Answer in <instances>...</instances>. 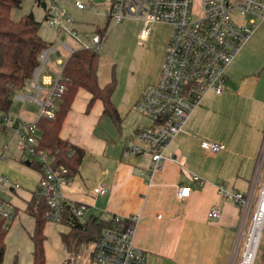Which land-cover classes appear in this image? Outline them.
I'll return each mask as SVG.
<instances>
[{"label":"built area","instance_id":"built-area-1","mask_svg":"<svg viewBox=\"0 0 264 264\" xmlns=\"http://www.w3.org/2000/svg\"><path fill=\"white\" fill-rule=\"evenodd\" d=\"M193 5L194 0H112L111 7L105 12L109 21L114 24L130 20L142 21L143 39H146L153 23L172 26L159 78L144 89L132 106L135 112L151 122L139 128L123 150L124 156L150 155L149 167L144 172L149 185H152L155 174L164 168L167 159L183 165L177 155L173 158L167 155L168 147L183 131L190 115L209 91L218 95L223 93L228 67L259 24L264 22V0H201L202 12L198 15L194 14ZM76 6L81 10L87 8L80 1L76 2ZM50 10L55 13L47 14L49 24L52 27L61 26V30L66 31L69 38L63 43H49L42 49L29 87L25 91H16L13 95L15 99H29L39 105V118H53L67 90L63 67L57 66L65 64L63 57L77 50L98 51L103 43V34L82 36L73 27L72 16L64 9H59L54 4L48 9ZM53 55L56 58L52 61ZM0 126L4 132L12 131L18 138L22 150L29 153V158L25 160L40 165V178L32 191V197L47 205L44 213L46 221L67 227L72 221L86 222L87 218L84 219V216L87 206L71 203L65 193L64 186L71 179L68 167L55 165L54 158L39 147L41 130L37 120L11 119L0 109ZM203 144L212 153H219L226 148L217 141L204 140ZM8 149L9 144H5L0 153V161L6 158ZM263 171L264 141L249 193L231 192L223 184L217 185L220 196L242 207V234L250 218L255 195L259 191L240 264L256 263L263 237L264 178L260 186ZM194 179L200 180L197 175H194ZM21 187V183L0 174V221L5 229H10L21 213L20 206L7 194H12ZM190 190L189 186L180 185L177 189L178 198L183 200L188 197ZM109 192V186L104 183L93 189L95 195ZM219 215L220 208L212 206L209 216L217 218ZM139 220L140 215L137 214H115L112 218L113 226L87 233L80 250L69 264H147V252L134 242ZM256 235H259V240L254 248L251 241ZM63 249L67 254L64 244Z\"/></svg>","mask_w":264,"mask_h":264},{"label":"crops","instance_id":"crops-1","mask_svg":"<svg viewBox=\"0 0 264 264\" xmlns=\"http://www.w3.org/2000/svg\"><path fill=\"white\" fill-rule=\"evenodd\" d=\"M164 26L171 28L167 34L162 32ZM143 28L142 22L136 30L134 42L135 51L141 54L138 70H145L143 76L140 73L131 74L132 62L127 64L125 61L122 62L121 69L127 70L128 75L116 76L117 86L112 98L120 113V121L116 123L110 116L103 115L101 100H96L88 107L90 94L85 90H80L67 115L61 136L85 149L83 161L88 154L95 160L101 159L100 165H103L94 178L80 167L79 173L70 176V181L64 186L65 193L71 203L85 204L87 210L95 209L89 217L98 216L109 221L115 214L140 215L134 242L147 252V264H235L238 243L243 237V209L239 204L220 196L217 185L223 184L231 192L251 191V181L256 169L254 167H257L264 141V125L256 130L250 129L239 117L216 106L227 96L237 97L234 92L218 95L209 91L202 104L192 112L183 131L167 149V155L172 158L177 155L183 165L167 159L164 168L155 174L152 185H149L144 172L149 167L150 155L124 156L123 149L139 128L151 122L135 112L132 106L144 89L159 78L172 27L167 23H153L146 39L141 37ZM250 40L248 43L251 44L253 41ZM67 58L68 56L65 61ZM247 60L248 55H243L242 49L227 69L225 87L244 79L251 66ZM101 66L102 64L99 67V82L105 85L116 70L113 66L110 75L105 73L101 76ZM138 115L147 118L149 123H142ZM104 118H110L116 126L124 147H119L114 139H108L110 136L96 133ZM125 128H130L131 132L123 134ZM110 129L113 133V129ZM204 140L221 142L226 148L219 153H212L204 146ZM113 146L120 149L119 157L107 156L109 148ZM194 175L200 180H195ZM14 181L19 182L17 179ZM37 182L36 179L29 190L22 186L12 194H7L21 209L19 218L12 227L21 224L27 231V240H30L29 233L34 229V219L26 208L33 198L32 191ZM101 183L108 185L110 192L95 195L93 189ZM180 185L191 188L189 196L183 200L177 196ZM214 205L220 208L217 218L209 216ZM22 215L31 219L32 226L27 220L26 223L23 222ZM47 224L49 227L58 225L50 222ZM25 225L32 227L30 232ZM67 228L64 226L56 235L48 236L45 232L47 264H61L65 258V255L51 251L50 242L54 241L58 247L63 248L61 233L67 231ZM31 244L32 247L28 248L31 250L29 264H32V241ZM262 259L258 264H264V254ZM240 261L241 257L239 264Z\"/></svg>","mask_w":264,"mask_h":264},{"label":"rangeland","instance_id":"rangeland-1","mask_svg":"<svg viewBox=\"0 0 264 264\" xmlns=\"http://www.w3.org/2000/svg\"><path fill=\"white\" fill-rule=\"evenodd\" d=\"M77 1L86 4L87 8L84 10L79 9L76 6ZM54 4L57 8L64 9L68 14L72 16L74 21L73 27L82 36L92 35L95 33L103 34V43L98 50L101 59L100 65L102 64L101 76H103L105 73L107 75H110L114 67L116 70L115 73L117 78L120 74H123L124 76H126V74L128 75L127 70L122 71L121 69V64L123 61H125V63L127 64H130L132 62V66L130 69L131 74L135 73L136 75H138V73H140L139 75L143 76L145 70L143 69L141 72H139L138 70L141 54L137 50L135 51L134 43L136 38V30L139 29L140 23H142V21L130 20L123 21L118 24H114L113 21H109L105 12H107L111 7L112 0H47L46 9L42 5L38 4L36 0H23L22 7L15 8L13 10L12 17L15 20H19L24 14L33 11L36 19L41 22L40 34L43 39L47 43H63L69 38L67 32L62 31L61 26L52 27L49 24V17L48 19H46L45 17L47 14L55 13L54 10L48 11V9H50V6L52 7V5ZM193 10L195 15H198L202 12L201 0H194ZM108 21L109 23L107 25V30L102 33L101 29L106 26ZM170 29V27L164 26L162 32L167 34ZM252 36L250 37V39L253 38L251 39L253 42H251V44L250 42H247L246 46L242 48L243 55L247 54V61L251 63V66L246 71L247 75L240 83L236 82L235 84H231L224 88V95H226V93L228 92H234L237 97L227 96L223 102H219L218 104H216V106L222 108L223 110L231 112V115L233 114L239 117L241 119V122L248 125L250 129L256 130L259 126L264 125V22H261L259 24L256 32ZM143 43L144 42H142V44ZM71 55H68V58ZM55 58L56 55H53L51 60L53 61L55 60ZM63 59L65 60V57H63ZM57 66L59 68L63 67V65L61 64H58ZM146 68L148 69L149 66H147ZM27 87H29V84ZM26 89H24V91ZM40 114L41 107L35 102L29 99L23 101L13 98L12 105L9 112L6 113V116L11 119L20 118L26 120H34L39 117ZM143 117L139 116L141 122L148 124V119L146 118V120ZM108 125H110V127L113 129V133H111L112 131ZM127 132H131L130 128H125L123 130V134H127ZM96 133L99 135H108L110 136L108 139H114L119 147H124V141H121V138L117 133V128L112 123L110 118H104L102 120L101 124L97 128ZM5 144H9V149L6 153V159L0 161V173L4 176H8L13 181L17 179L25 189L29 190L34 181H36V179L38 180V178L40 177L36 169L25 164V161H29L25 160L29 158V153L22 150L19 145L18 138L12 131L4 132L2 128H0V153ZM120 155V149L115 146L110 147L107 152V156L111 158H116ZM101 163V159L95 160L87 154L83 161V164H81L82 166L80 165V167L81 170L87 171L91 178H94L101 171V166L103 165H100ZM97 165H100V167L98 168ZM263 178L264 171L260 179V186ZM258 193L259 191L257 192V195H255V201L250 214V218L248 220L246 229L243 230L242 240L239 242L237 251L238 256L235 264H239L240 257L242 256L244 251L246 238L249 233L251 220L259 195ZM86 212L87 213L84 216V219L88 218L92 214V212H95V209H89ZM21 217L24 223H26L27 220L30 222V226H32L30 218H27L24 215H22ZM25 226L28 231L32 228L28 227L27 225ZM63 227L64 226L59 225L49 227V225L46 224L45 232H47L48 236L52 234L56 235ZM26 235L27 231H25L21 224H16L9 229L6 240L7 249L4 264H12L13 259L16 256H18L19 262L21 264H29V262H31V250L28 248H31L32 244L30 240L25 239V237H27ZM57 245L58 244L56 242L51 241V251L57 252L58 255H65L64 249L58 247ZM263 254L264 232L259 245V251L255 264H258L261 260H263ZM64 259L60 262L61 264L63 263Z\"/></svg>","mask_w":264,"mask_h":264},{"label":"trees","instance_id":"trees-1","mask_svg":"<svg viewBox=\"0 0 264 264\" xmlns=\"http://www.w3.org/2000/svg\"><path fill=\"white\" fill-rule=\"evenodd\" d=\"M42 5L47 0H36ZM23 0H0V109L9 112L16 91L25 89L32 79V72L37 65L38 56L47 43L40 34L41 22L33 11L24 14L19 20L12 17L15 8H21ZM47 19V15L45 16ZM107 22L102 33L107 30ZM100 55L98 51L79 50L66 59L63 65L64 81L67 90L64 93L56 115L53 118L40 117V149L45 150L55 160V165L68 167L70 175L80 171L85 149L61 136L64 122L80 90L90 94L88 107L96 100L103 103V115L110 116L114 122L120 121V113L113 103V94L117 86L114 71L112 79L105 85L99 82ZM1 128V126H0ZM37 170L40 165L31 164ZM47 205L33 197L27 206V212L34 219V229L29 233L33 243L32 264H47L44 217ZM67 231L61 233L62 243L67 247V254L62 264H69L80 250L84 237L90 231H101L114 225L112 220L91 216L86 222L72 221ZM9 229L0 221V264H4L7 236ZM12 264H20L18 256Z\"/></svg>","mask_w":264,"mask_h":264},{"label":"bare ground","instance_id":"bare-ground-1","mask_svg":"<svg viewBox=\"0 0 264 264\" xmlns=\"http://www.w3.org/2000/svg\"><path fill=\"white\" fill-rule=\"evenodd\" d=\"M224 92V91H223ZM202 104V103H201ZM200 104V105H201ZM199 105V106H200ZM191 116V115H190ZM30 165H31V162H30ZM191 189V188H190ZM191 191V190H190ZM263 218V215H261L260 216V219H262ZM259 229V227L258 228H256V230H258ZM258 240H259V235H256V237H254V239L251 241V244H252V247H254V248H256V246L258 245ZM250 259H251V257H250Z\"/></svg>","mask_w":264,"mask_h":264},{"label":"water","instance_id":"water-1","mask_svg":"<svg viewBox=\"0 0 264 264\" xmlns=\"http://www.w3.org/2000/svg\"><path fill=\"white\" fill-rule=\"evenodd\" d=\"M42 6L46 9L47 2H43V3H42ZM26 164H27V165H30V161H26Z\"/></svg>","mask_w":264,"mask_h":264}]
</instances>
